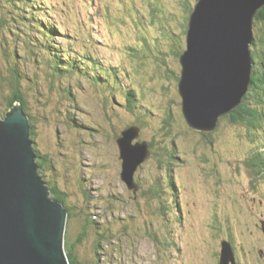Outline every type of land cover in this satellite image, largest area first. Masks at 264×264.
Listing matches in <instances>:
<instances>
[{
  "label": "rangeland",
  "instance_id": "1",
  "mask_svg": "<svg viewBox=\"0 0 264 264\" xmlns=\"http://www.w3.org/2000/svg\"><path fill=\"white\" fill-rule=\"evenodd\" d=\"M11 2L17 6L0 0V12L15 26L5 37L25 29L23 34H38L43 44L65 46L67 39L81 34L98 58L96 67L115 68L120 79L115 82L121 95L108 100L102 91L109 87L92 86V75L84 70L59 82L37 62L38 54L33 58L13 51L12 39L5 45L0 41V83H6L4 50L8 56H21L22 70L30 81L37 79V88L24 91L32 111L43 113L38 114L33 146L49 161L41 169L50 182L45 181L46 187L64 192L74 213L66 219L69 243L86 227L74 248L79 264H219L222 241L230 243L237 264H264V203H259L264 181L247 165L253 130L225 117L215 132L195 131L182 115L177 91L181 67L172 44H184L177 34L193 0H47L41 7L34 0ZM39 12L43 27L30 18ZM180 47L175 48L179 55ZM130 87L136 93L127 100ZM65 88L74 98L68 100ZM100 94L106 105L99 103ZM2 97L1 92V112L6 108ZM72 111L75 120L84 118L91 126L66 129L65 118ZM131 124L140 130L133 143L146 142L150 150L134 174L136 194L120 178L116 141L120 125ZM156 184L162 190L155 197L150 190Z\"/></svg>",
  "mask_w": 264,
  "mask_h": 264
},
{
  "label": "water",
  "instance_id": "2",
  "mask_svg": "<svg viewBox=\"0 0 264 264\" xmlns=\"http://www.w3.org/2000/svg\"><path fill=\"white\" fill-rule=\"evenodd\" d=\"M263 8L264 0H197L192 7L178 80L189 128L212 131L242 103L254 65L255 16ZM27 118L19 105L0 118V264H70L67 213L38 173ZM138 131L130 127L117 139L120 178L133 193L139 188L134 174L150 156L146 142L133 143ZM220 251L219 264H236L229 242L222 241Z\"/></svg>",
  "mask_w": 264,
  "mask_h": 264
},
{
  "label": "trees",
  "instance_id": "3",
  "mask_svg": "<svg viewBox=\"0 0 264 264\" xmlns=\"http://www.w3.org/2000/svg\"><path fill=\"white\" fill-rule=\"evenodd\" d=\"M11 1L13 0H8V3H12L14 7L17 6L16 2H11ZM34 1H35L34 4L36 5V7L37 6L41 7L42 5L40 4V2L43 4L44 1H47V0H40V1L34 0ZM27 5L28 4L25 3V6H24L25 9L28 8ZM48 7H49L48 8L49 11L51 12V9L53 7L51 5H49ZM32 15L35 16V18L32 17ZM32 15H31V18H33L34 20H38L40 19L41 13L40 12L39 14L32 13ZM255 19H256V22H255L256 40L254 42V46H253L254 50L252 51V54L254 58V64H256V66L253 72L254 74L252 75L253 85L251 87V92L246 93L241 105L237 107L232 113H230L229 115L225 117L228 118L232 123H241V124L248 125V127H250L252 130H254L260 135V138L263 137V139L261 138V142L255 144L256 146L253 147V149L250 151V157L247 160V165L250 166V168L253 171L256 169V172L258 173V177L264 181V8L258 11V14ZM11 21H12V18H10L9 15H6L5 13L0 12V41L4 45L9 43L8 42L9 39H12L14 41H13V44H10V45L13 47V51L19 50L20 53L26 51L27 53L29 54L31 53L32 55H34L33 58H36V54H38L37 62L38 63L42 62V64H44L45 67L47 68V71L50 77L57 78V81L59 82H61L60 79H63L64 81L70 78L72 74H74L75 71L84 70V72H87V75L88 73L92 75V77L89 78L90 80L93 79L92 81L89 82L92 84V86L93 84L105 85V86H97L98 88H101V90H105L107 87H109L105 91H102V92L107 94L106 99L109 98L108 100H111L110 95H112V97L114 95L110 93H112L114 90L116 91L118 90L116 87L117 84L115 80L118 82L120 81V79L117 78L116 69L108 68L106 70V69H101L99 67H96L98 58L95 57L91 49H88L85 46L86 42L82 39L81 34H80V37L77 36V34H75L73 40L67 39L66 40L67 43L65 45L66 47L60 46L61 44H58L54 41L53 42L54 44L51 43L50 45L52 47L54 46L55 47L54 49L50 47L47 43L43 44L44 42H46L45 40L43 41V39L41 38L37 39L38 34H35V36H33L30 33L22 34L20 38L19 35H21L23 30L22 32L16 31L15 33L16 36H14L15 35L14 34L12 37L7 38L8 36L6 34L12 33L13 29L15 28V26H13V29L9 27V25L11 24ZM37 22H38L37 24H39L40 27L41 26L43 27V25H45L42 22H39V20ZM3 30H6L7 32H3ZM43 30H48V29L43 28ZM4 35L7 37H5ZM47 35L49 39L52 40V35H50V32ZM66 36H68V34H66ZM177 36L184 37V33L177 34ZM87 37H88L87 39L89 40L90 36L87 35ZM174 45H175V48L178 46L176 43H174ZM3 52H4L3 56L6 60V61H3V63H5L3 68H5V72H6L4 76V80L6 81V83H0V96L2 92L3 93L2 98L4 99V107L6 108L5 110H3V112L0 111V113L3 117L16 104H19L24 114L28 117L27 119H28L30 129H31L29 138L31 139L32 142H35L36 122L39 120V117H41L40 115H42L43 113H41V111L39 110L38 114L40 115H38L32 111L33 105H31V102L27 99L24 91L25 89L32 90V89L37 88L38 87L37 79H33L32 81H30L31 78L25 74L24 70H22V68L20 67L21 66V62H20L21 56H15V55L8 56L6 55L7 50H4ZM69 55H71V57H69ZM176 55H178L177 52H175L174 56L176 57ZM139 65L140 63L137 66L139 67ZM87 67H89L92 71L88 70ZM93 67L95 68V72H93L94 71ZM110 69H112L113 75H111L112 72ZM102 72H105V73L109 72V74L106 77V75ZM81 73L83 74V72ZM120 73L122 74L124 72L120 71ZM2 75H4L3 72H2ZM122 75L125 76L126 74L124 73ZM110 76L113 78L110 79ZM112 82L114 86H111ZM4 86L7 88V94L4 93ZM65 90H66L68 100L70 98H74V96L72 97V95L70 94L71 92H69L70 88H65ZM117 92H118V95H121V92L119 91ZM113 93H115V91ZM135 93L136 92L132 87H130V89L128 88L126 92V96H128L127 100H129L130 96H132L133 98L135 96ZM103 95L105 96V94ZM39 101L40 100H38L37 103ZM148 107L150 108L149 105ZM112 108H114L113 105H112ZM45 110L47 111V109ZM150 112L152 111L150 110ZM45 119L47 118L42 117V119L40 120H45ZM82 119L75 120L74 111H72L70 115L66 116L65 120H68V122L64 124L69 130L73 128L74 126L76 127L82 126L81 129L86 130L88 129V126H91V124L89 123L86 124L85 121L87 122V120H85L84 118ZM83 121L85 124L83 123ZM124 127H126V125ZM121 130L122 129L120 125L116 133L119 134ZM117 137L118 135L116 136V138ZM254 138L256 139L259 137L254 135ZM254 138L252 139V141L255 140ZM33 148L36 154L35 163L38 167V173L41 176L44 183L45 181L49 182V180L47 179L44 180L43 174L41 172V169L47 166L45 164L49 162L47 159V156L42 154L41 150L37 149L35 146H33ZM170 150L171 149H168L167 152L170 153ZM167 178L169 180L170 186L173 185L174 187V181L173 179L171 180L169 173H168ZM138 187H139V183H138ZM158 187L159 186L156 184L155 186H152L150 190V193L155 197L162 190V189L160 190ZM47 188H48V191H50L51 198L60 202L65 208L67 212L68 220L72 218L74 213H72L71 208L66 205V202H65L66 194L62 191H59L56 187L52 185H48ZM262 195L264 197V191ZM93 224L95 225L94 222ZM95 226H98V225L96 224ZM85 231H86V227L82 228L81 232L76 237V241H72L69 243L68 234H67L68 231L66 229V233H65L66 239L64 240V248H65L66 255H67V258L70 264H79V262L76 260L74 256V248L83 239L85 235Z\"/></svg>",
  "mask_w": 264,
  "mask_h": 264
},
{
  "label": "bare ground",
  "instance_id": "4",
  "mask_svg": "<svg viewBox=\"0 0 264 264\" xmlns=\"http://www.w3.org/2000/svg\"><path fill=\"white\" fill-rule=\"evenodd\" d=\"M196 1L197 0H193V2L192 3H189L188 5H191L190 6V9H189V11H188V15H189V13H190V11L192 10V7L194 6V4L196 3ZM57 4L59 5V6H62V4H60L59 2H57ZM85 9L87 8V6L86 7H84ZM186 8V7H185ZM61 11H64V8H62L61 9ZM73 11V10H72ZM71 11V9H70V12H72ZM81 11V10H80ZM82 12V15H84L83 14V11H81ZM257 14H258V12H257ZM257 14H256V16H257ZM188 15H182V19H183V25L184 26H182L181 28H180V33H184V37H181L182 38V40L184 41V44H182L181 42H177L176 44L178 45V46H181L180 47V55L178 54V55H176V59L178 60V63H179V65H180V57L182 56V54H183V52L186 50V48H187V44H188V42L190 43V36H189V34H188V32H187V29H188V23H189V17H188ZM256 16H255V18H256ZM99 17H100V13H99ZM30 18H31V15H30ZM255 21H256V19H255ZM14 26V25H13ZM11 29H13V27L12 26H9ZM24 32H28L27 30H23V32L21 33V34H23ZM255 32H256V28H255ZM206 36L208 37V39H210L211 40V37H210V35L209 34H206ZM172 37H173V35H172ZM171 37V38H172ZM210 37V38H209ZM179 43V44H178ZM145 46H147V47H149L148 45H145ZM172 47L174 48V51H175V45H174V43L172 44ZM257 48V47H256ZM254 50V48H252V51ZM47 53V52H46ZM173 53H175V52H173ZM52 54V53H51ZM252 56H253V54H252ZM253 60H254V58H253ZM255 66H256V64H254L253 65V68H252V75L254 74L253 72H254V69H255ZM180 67H181V65H180ZM180 71V70H179ZM107 72V71H106ZM103 73V72H102ZM104 74L106 75V77H107V75L109 74V72L108 73H105L104 72ZM124 74V73H123ZM101 79V78H100ZM178 80H179V78H178ZM252 85H253V81H252V76H251V80H250V84H249V86L246 88V93H248V92H251V87H252ZM76 88H78V87H76ZM78 89H75V92L77 93L78 91H77ZM115 91V93H114V97H116V95H118V92L116 91V90H114ZM113 91V92H114ZM177 91H178V88H177ZM112 92V93H113ZM72 93V92H71ZM103 94H105V98H106V96H107V94L106 93H104V92H102ZM112 93H110V94H112ZM179 93V92H178ZM73 94V93H72ZM71 94V95H72ZM73 96H75L74 94H73ZM100 96V101H99V103H103V104H105L106 105V99H104L102 96L103 95H99ZM110 96H112V95H110ZM17 105H19V104H16L15 106H17ZM241 104H239L237 107H239ZM20 106V105H19ZM21 107V106H20ZM236 107V108H237ZM235 108V109H236ZM234 109V110H235ZM234 110H232L230 113H232ZM11 111V110H10ZM9 111V112H10ZM21 111H22V108H21ZM9 112H7V113H9ZM22 113H24L23 111H22ZM230 113H228L227 115H229ZM5 116H6V114H5ZM5 116H3V117H0L1 119H4L5 118ZM225 116H222V117H220L219 119H218V122H217V125H216V128L214 129V130H218V128H219V126H220V121H221V119L222 118H224ZM27 121H28V119H27ZM29 123V122H28ZM236 124H238V125H244L245 127H248V125H246V124H241V123H236ZM136 127V128H138V130H139V127H137L135 124H131V125H129V126H127V127H124L121 131H120V133H119V135H118V137L116 138V141H117V144H118V140L122 137L121 135H122V132L123 131H126V129H128V128H130V127ZM66 129H68L67 127H66V125L64 126ZM250 128V127H249ZM251 129V128H250ZM214 130H212V131H210V133L211 132H215ZM138 132H140V130L138 131ZM200 132H203V131H200ZM256 134V132L253 130V133L251 134V140L254 138V135ZM259 138H254L255 140L254 141H252V144L250 145V147H255L256 145L255 144H257V143H260L261 142V138L263 139V137H261L260 138V136H258ZM119 138V139H118ZM118 139V140H117ZM134 141V140H133ZM119 146V145H118ZM36 164V163H35ZM259 203H261V204H263L264 203V199H261L260 198V200H259ZM264 235V234H263ZM264 237V236H263Z\"/></svg>",
  "mask_w": 264,
  "mask_h": 264
}]
</instances>
